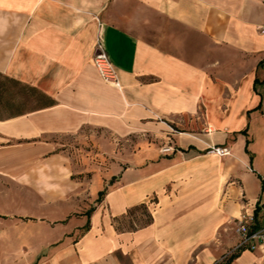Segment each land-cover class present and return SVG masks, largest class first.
Here are the masks:
<instances>
[{
    "label": "crops",
    "instance_id": "crops-1",
    "mask_svg": "<svg viewBox=\"0 0 264 264\" xmlns=\"http://www.w3.org/2000/svg\"><path fill=\"white\" fill-rule=\"evenodd\" d=\"M262 59L264 0H0V264H215L237 217L264 218ZM99 132L153 141V171L91 201ZM61 201L93 209L46 213ZM143 201L152 222L117 228Z\"/></svg>",
    "mask_w": 264,
    "mask_h": 264
},
{
    "label": "rangeland",
    "instance_id": "rangeland-1",
    "mask_svg": "<svg viewBox=\"0 0 264 264\" xmlns=\"http://www.w3.org/2000/svg\"><path fill=\"white\" fill-rule=\"evenodd\" d=\"M88 143H84L87 147L84 149V154L79 153L77 156L78 162H86V170L92 171L90 177L86 172L85 176L89 181L88 198L91 201H95L103 189H107L114 185L118 179H128L133 173L137 175H145L153 171V141L144 137H135L131 141H125L120 143L112 136L105 133L94 134ZM82 146V145H80ZM128 169V170H127ZM126 170V171H125ZM153 199V197H152ZM75 202H57L54 206L47 207L46 213L50 215H56L63 218L69 215L72 221L79 219L81 216H85L90 209V204L87 202H77V206H72ZM76 211V212H75ZM136 222L142 223L147 218V211L140 208L135 215ZM264 217V212H262ZM264 224V218L261 220ZM134 225V223H133ZM237 221H234V240L227 246L223 252L218 256L215 264L226 259V257L234 251V246L239 240V234L236 229ZM9 240H0V249L3 248ZM13 240H10L12 242ZM12 243L14 246H21V240L15 239ZM49 248V246H47ZM264 254V250L257 248Z\"/></svg>",
    "mask_w": 264,
    "mask_h": 264
},
{
    "label": "built area",
    "instance_id": "built-area-1",
    "mask_svg": "<svg viewBox=\"0 0 264 264\" xmlns=\"http://www.w3.org/2000/svg\"><path fill=\"white\" fill-rule=\"evenodd\" d=\"M94 60L104 79L116 81L117 72L114 64L112 63L107 51L102 47L101 44H99L96 50ZM213 150L221 154L229 153L230 151L228 146H215ZM236 221V229L239 234V240L234 246V251L228 256L243 249L255 250L264 245V224L259 227H254V213H243L241 216L236 218Z\"/></svg>",
    "mask_w": 264,
    "mask_h": 264
},
{
    "label": "trees",
    "instance_id": "trees-1",
    "mask_svg": "<svg viewBox=\"0 0 264 264\" xmlns=\"http://www.w3.org/2000/svg\"><path fill=\"white\" fill-rule=\"evenodd\" d=\"M260 63L264 65V59H262ZM263 190H264V180H263ZM105 192H106V189L101 190L100 196L98 197V199H100L101 196ZM140 208L144 209V211H147V218L145 219L144 222L138 224V223H135L136 222V219H135L136 216L135 215L137 214V210ZM92 209L93 208H91L89 211H91ZM261 209H262V205H260V203H258L256 208H255V211H254V217H255L254 227H259L263 224L261 219H260ZM115 219L117 220V228H119V229H123V228L133 229V228H137L139 226H143V225H146V224L152 222L153 215L149 209L148 203L146 201H143V202H140L138 204H135V205L129 207L127 210V213L123 217L116 216ZM133 223H134V225H133ZM89 225H90V221H88L85 224L86 227H89ZM239 252L240 251L232 253L226 259L221 260V261L217 262L216 264H228Z\"/></svg>",
    "mask_w": 264,
    "mask_h": 264
}]
</instances>
